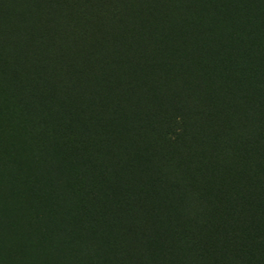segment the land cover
Instances as JSON below:
<instances>
[{
  "label": "rangeland",
  "instance_id": "rangeland-1",
  "mask_svg": "<svg viewBox=\"0 0 264 264\" xmlns=\"http://www.w3.org/2000/svg\"><path fill=\"white\" fill-rule=\"evenodd\" d=\"M89 1L0 0V117L3 106L23 125L18 136L0 122L1 143L13 144L12 160L0 152V264H131L139 240L143 264H228L215 256L225 207L238 204L232 188L253 177L264 150V77L251 98L228 83V68L243 57L245 87L254 62L264 69V0H223L221 12L220 0ZM246 21L248 38H236ZM61 138L65 156L86 157L84 194L100 199L92 213L110 214L116 193L122 232L89 222L59 187L33 201L28 152ZM39 159L34 183L48 191L59 172ZM171 162L186 174L180 185ZM60 165L66 186L83 182L72 157ZM191 211L201 214L195 234ZM171 225L174 241L163 243Z\"/></svg>",
  "mask_w": 264,
  "mask_h": 264
},
{
  "label": "trees",
  "instance_id": "trees-1",
  "mask_svg": "<svg viewBox=\"0 0 264 264\" xmlns=\"http://www.w3.org/2000/svg\"><path fill=\"white\" fill-rule=\"evenodd\" d=\"M243 1H246V0H243ZM251 1H254V0H251ZM86 2H87L86 4H90L89 0H86ZM221 3L222 5H220ZM226 3H227L226 1L220 0V3H219L220 8L217 7L220 12H221V9L223 11L226 10L227 8ZM249 7H250V11L253 12V7L251 5V2L245 3V8L249 9ZM243 24L244 25L241 24V29H239L238 32L233 31L235 33L236 38H240V37L248 38L249 29H250L249 26L251 25V22L246 21ZM262 32H264V25H263ZM262 40H264V38ZM242 58H243L242 56L240 58L235 56L232 59H230L231 60L230 62H232V64L229 63L230 69L228 68V70L230 73H229L228 83L233 84L235 87L237 85L244 86L243 89H247L249 94H251L250 95L251 98H253L254 97L253 89L256 87V84L259 83V82H254L253 79L255 78V76H258V75L259 77H264V69L260 68V66L256 65V62H254V64L250 66L248 69L247 74H248L249 81H248V87H245L247 85L242 84V79L240 77L242 64H243ZM258 90L262 91V94H260V96L262 98V103H261L262 108L261 109H263L264 107V87H263V90L257 89V91ZM25 96H27L28 99L35 98L31 94H28V93L27 94L25 93ZM38 97H41V96L38 95ZM4 101L5 100H3V103ZM2 108H3V117H0V120L3 122V125L5 124L4 128H10L11 129L9 130L10 133L13 132L15 135L19 136L18 130H17L18 126L12 123V121L10 122L9 120V109L7 110V108H4L3 106ZM260 113H261V119H264V110H261ZM53 119H55L54 122H56V118L54 117ZM261 122L263 121L261 120ZM259 134H260V139H261L260 141L264 149V123L262 125L261 131L259 132ZM55 139H58V138H55ZM5 140L6 139H3V143H1V137H0V152L1 151L3 152V159L6 160L8 158L7 161H9L13 159V157H10V153L13 151V147H12L13 144H12V141L8 143ZM60 140L62 141L64 140V138L59 139V141L54 140L53 144L45 145L47 148L51 147V149L47 150L46 147H43L40 154L36 153L33 147H31V149L28 152L29 154H31V156H27V161L25 162V164L31 166L33 170L32 177H30L31 178L30 186L32 187V189L34 188L32 191V194L34 196L33 201L38 202L40 198L39 196L45 197V195L46 196L51 195L50 193H53L55 191L57 192L58 190L63 194V199L65 197L69 198L70 202L73 204L72 205L73 208H75V211L77 210L81 215L85 216V218L89 222L101 224L104 226V228L114 227L115 235L118 232L119 233L122 232V229H121L122 215L120 216L118 215V210L115 204L112 202L114 191H110L112 192V193H109L111 195L110 200L106 201L107 203L106 207L109 209L110 214L109 213L100 214V212L92 213L91 209L95 208L96 204L100 202V199H97L96 201H92V203H89V200L86 198L84 194L86 187L90 183V180H93V176L90 172V168L87 167V160H85L86 157L84 155H82L84 156L83 158L80 156L83 159L82 161H75L73 156L69 155L70 157H72L73 162L77 164L79 163V167H80L79 173L81 174V177L83 178V182H81L80 180L81 184L79 185L78 184L72 185L71 183L69 184V186L65 185L66 182L64 180L65 178L68 177V175L67 173L63 171V169L61 168L62 165L60 164L62 163L63 160H65L69 156H65L63 152H60V143H61ZM100 152L103 153L102 151ZM250 154L253 155L252 151L250 152ZM259 157L262 161L258 163V167L255 170L253 177L248 178L247 180L245 179L241 186H238V184H236V186L232 188V193H233L232 198L235 201L237 200L236 202L238 204L230 205V201L225 202L226 205L228 204L230 205V206L225 207L226 208L225 210L226 211V221L223 225V232L221 231V237H224L225 240L219 242L222 248L220 249V251L215 252V256L218 258L216 259L221 260L224 263L264 264V182H263L264 181V161H263L264 150L263 152H261ZM37 159H39L43 163L52 164L53 167L51 169L57 170L59 172L58 175H55V179H54L55 183L51 190L39 191L36 189V184L34 183V177H35V168L37 167L36 164L38 163ZM175 165L177 166L176 162L175 164L171 162L169 166L165 167V169L168 172H170V167L172 166L171 169L175 173L174 174L175 182H177L180 185L183 179H185L186 174L184 173L182 169H179V168H178V171H176L177 168H175L176 167ZM153 173H155L154 175H158V173L161 174L162 172L156 171ZM170 179L171 178H169V180ZM128 182H131V179L127 177L125 184H127ZM111 184L117 187L115 183L112 182ZM128 185L129 184H127V186ZM66 187H67V190L72 189V192L74 190L73 192L74 194L72 193L71 195L69 192V195L64 196L65 192L63 191L66 189ZM55 188L57 189L55 191H52ZM34 190L36 191V193L34 192ZM114 194L116 195V193ZM197 199L199 198L197 197ZM116 200L119 201V203L121 202L122 204L124 202V199L122 198L121 199L117 198ZM243 204L246 207H248L250 210L247 209V211L244 212ZM254 213L257 214L256 219L248 220V216L254 215ZM196 215L194 211H191V214L188 218L189 223L194 222L195 224L194 234L197 230L198 225L201 222V214L200 215L196 214ZM57 219L58 218H56L55 220ZM49 220L50 219H48L45 223L44 228L46 229L49 228L51 224H53V223L49 224ZM175 226H177V223H175ZM175 228H172V225H171V227H169L168 230H165L164 237H163V243L164 242L166 243L167 241H174L173 236L175 235ZM232 236H235V237H232ZM139 242H140V246H142V252L138 253L136 257L131 256V264H139V263L143 264V262L147 260L146 253H145L146 251L143 248L144 245L141 244L140 240ZM124 247L125 249H127L128 246L124 245ZM127 250L132 255L131 253L132 249L129 248ZM148 256L151 258V261H152L154 258V251H153V254L151 253V256H150V253L148 254ZM156 264H167L165 256H162V257L159 256V258L156 261Z\"/></svg>",
  "mask_w": 264,
  "mask_h": 264
},
{
  "label": "bare ground",
  "instance_id": "bare-ground-1",
  "mask_svg": "<svg viewBox=\"0 0 264 264\" xmlns=\"http://www.w3.org/2000/svg\"><path fill=\"white\" fill-rule=\"evenodd\" d=\"M3 78H4V77H3ZM51 99H52V98H51ZM9 111H10V110H9ZM11 115H12V113H11ZM14 116H15V114H14ZM15 118H17V117H15ZM11 119H12V121H13V120H14V117H13V118L11 117ZM17 119H19V117H18ZM15 120H16V119H15ZM20 120H21V119H20ZM20 120H18V121L16 120V121H14V123L17 122V124H18V122H19ZM22 120H23V119H22ZM23 121L25 122V120H23ZM23 121H22V122H23ZM0 122L2 123L1 120H0ZM24 122H23V123H24ZM1 123H0V124H1ZM5 123H6V122H5ZM15 124H16V123H15ZM17 124H16V125H17ZM20 124H21V123L19 122V125H20ZM4 125H5V124H4ZM21 125H22V124H21ZM21 125H20L19 127H21ZM25 125H26V123H24V127H26ZM2 126H3V125H2ZM2 126L0 127L1 129L3 128ZM22 127H23V125H22ZM6 129H7V128H6ZM0 131H1V130H0ZM4 131H6V130H4ZM2 133H3V132H2ZM0 137H1V136H0ZM64 181H65V180H64ZM22 252H24V251H22ZM22 252H21V253H22ZM25 252H26V251H25ZM23 260H24V259H23Z\"/></svg>",
  "mask_w": 264,
  "mask_h": 264
}]
</instances>
